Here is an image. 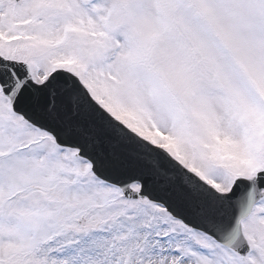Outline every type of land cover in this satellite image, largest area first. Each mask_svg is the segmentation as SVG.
I'll return each mask as SVG.
<instances>
[{"label":"snow or ice","instance_id":"snow-or-ice-1","mask_svg":"<svg viewBox=\"0 0 264 264\" xmlns=\"http://www.w3.org/2000/svg\"><path fill=\"white\" fill-rule=\"evenodd\" d=\"M0 264H264V0H0Z\"/></svg>","mask_w":264,"mask_h":264}]
</instances>
